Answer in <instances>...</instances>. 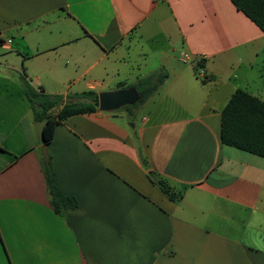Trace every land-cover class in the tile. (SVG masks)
Listing matches in <instances>:
<instances>
[{"label": "crops", "instance_id": "obj_1", "mask_svg": "<svg viewBox=\"0 0 264 264\" xmlns=\"http://www.w3.org/2000/svg\"><path fill=\"white\" fill-rule=\"evenodd\" d=\"M126 71L166 77L138 123L97 109L55 127L77 201L57 214L23 83L66 101L133 88ZM0 80L21 107L0 111V264H264V158L220 139L235 90L264 101V34L231 0H0Z\"/></svg>", "mask_w": 264, "mask_h": 264}, {"label": "trees", "instance_id": "obj_2", "mask_svg": "<svg viewBox=\"0 0 264 264\" xmlns=\"http://www.w3.org/2000/svg\"><path fill=\"white\" fill-rule=\"evenodd\" d=\"M231 3L264 34V0H231ZM194 72L197 76L198 69L195 68ZM165 77L166 73L161 71L138 79L133 88L141 97L139 102L151 96ZM23 93L31 105L33 119L45 121L43 141L46 145L49 144L55 127L63 120L73 115L93 113L98 109V93L93 90L68 95L66 101L70 103L63 101L62 96L48 95L41 90H35L26 81L23 83ZM130 107L124 106L122 109L131 116ZM220 139L223 145L264 158V101L243 90H235L220 112ZM40 167L49 203L54 212L63 214L74 210L77 201L60 191L50 158L45 161L41 156ZM149 179L169 199L177 201L180 198L181 194L174 192L163 178L149 173Z\"/></svg>", "mask_w": 264, "mask_h": 264}, {"label": "water", "instance_id": "obj_3", "mask_svg": "<svg viewBox=\"0 0 264 264\" xmlns=\"http://www.w3.org/2000/svg\"><path fill=\"white\" fill-rule=\"evenodd\" d=\"M141 99L139 93L134 88H126L122 90H116L112 92H99L98 93V110L102 112H115L116 110L124 106H132L139 102ZM70 103V101H66ZM113 117H117L113 115ZM45 121H35L33 128L36 132L38 140L41 142L40 153L42 158L47 161V145L43 139V128Z\"/></svg>", "mask_w": 264, "mask_h": 264}, {"label": "rangeland", "instance_id": "obj_4", "mask_svg": "<svg viewBox=\"0 0 264 264\" xmlns=\"http://www.w3.org/2000/svg\"><path fill=\"white\" fill-rule=\"evenodd\" d=\"M132 59H134L132 57ZM149 62L147 63L148 66L152 65V59L148 60ZM2 68H6L3 65L1 66ZM10 72V71H9ZM12 75V77H16L17 75L14 72L10 73ZM135 73L134 72H129L126 71V76H127V80L125 82V84H122V87H133L138 83V80L135 79L134 77ZM11 79V78H10ZM14 87L11 85V82L6 81V80H0V111L1 113L5 114L6 112H8V109L10 111V109H12V115L10 116V118L14 119L17 117L18 113L21 111V107H16L14 105H12L15 102V99L18 97L17 95H15L13 92ZM26 102V99H24ZM145 101L143 102H137L136 105H132L130 107V111H131V119L130 122H134V123H138L140 118L142 116H144L147 112L148 109V105L144 104ZM2 104V107H1ZM5 105V107H3ZM4 108V109H3ZM117 112H124L125 110L120 108L118 110H116ZM13 121V120H11Z\"/></svg>", "mask_w": 264, "mask_h": 264}, {"label": "built area", "instance_id": "obj_5", "mask_svg": "<svg viewBox=\"0 0 264 264\" xmlns=\"http://www.w3.org/2000/svg\"><path fill=\"white\" fill-rule=\"evenodd\" d=\"M180 60H181L182 62H187V61L189 60V58H188L187 54L182 53V54H180ZM197 76H198L199 78H201V79H205V75H204V73H203L200 69H198V74H197Z\"/></svg>", "mask_w": 264, "mask_h": 264}]
</instances>
